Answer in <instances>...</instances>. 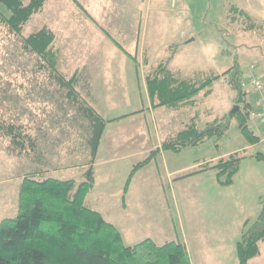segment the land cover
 I'll list each match as a JSON object with an SVG mask.
<instances>
[{"label": "rangeland", "instance_id": "374dc122", "mask_svg": "<svg viewBox=\"0 0 264 264\" xmlns=\"http://www.w3.org/2000/svg\"><path fill=\"white\" fill-rule=\"evenodd\" d=\"M235 8L246 16L234 11ZM0 12L9 16L2 5ZM86 12L77 0H47L21 35L12 34L0 25L2 120L26 127L37 142L34 152L27 150L16 155L10 140L0 133V221L16 217L18 190L26 177L83 181L85 165L91 160L87 121L66 98V91L39 69L38 56L24 52L22 41L44 27L49 29L48 24L55 28L63 23L70 30L73 25L85 23ZM99 18L106 22L105 17ZM103 26L105 33L113 36L127 53L137 55L138 66L113 45L118 54L110 52L101 34L88 24L78 27L84 36L85 57H70L64 42L69 34L64 35L63 29L57 30L55 37V47L61 49L59 72L66 77L80 73L79 99L102 119L111 121L106 125L94 161L95 188L90 201L95 203L99 195L106 217H115L117 209L123 211L121 203H126L131 211L144 208L145 224H138L140 231L135 235L138 240L151 237L159 245L178 240L185 245L191 264H238L236 243L243 228L240 221L253 222L264 197V159H256L264 156V123L258 117V94L246 78L253 66L264 82V0H152V8L143 15L140 46L126 38L131 33L128 27L118 33L106 23ZM182 33L187 40L194 38V41L188 45L186 40L182 42L186 47L169 68L194 83L220 76L211 86L215 95L205 98L200 92L194 108L167 112L161 107L151 111L145 76L152 71L151 67L170 56V47ZM234 59L241 66L245 103L250 107L248 127L259 142L249 145L233 119L224 137L213 136L179 154L164 152L139 170L130 198L121 201L132 167L182 130L190 117L197 115L198 126L204 128L207 122L230 115L236 106L234 92L221 75L231 68ZM238 107L240 110L243 106ZM164 112L172 116L168 123L167 117L162 119ZM235 153L241 162L229 187L218 186L213 170L202 178L192 177L178 183H168L164 178L167 168L182 170L180 175L185 176L203 169L211 159H217L211 163L213 167L222 157L227 160ZM119 214L128 217V212ZM123 243L130 246L133 241ZM259 252L248 264H264V242L259 243Z\"/></svg>", "mask_w": 264, "mask_h": 264}, {"label": "trees", "instance_id": "16d2710c", "mask_svg": "<svg viewBox=\"0 0 264 264\" xmlns=\"http://www.w3.org/2000/svg\"><path fill=\"white\" fill-rule=\"evenodd\" d=\"M47 0H0V5L9 13L6 17L0 12V25L15 35H21L31 17L42 11ZM236 10V8L234 9ZM242 16L245 13L239 12ZM107 37L127 58L137 64L135 56L127 53L122 46ZM26 53H33L41 61L40 70L48 73L49 78L66 91V98L76 107V111L88 124L87 146L91 160L85 165L83 181L57 180L52 178L35 179L26 177L18 190L17 214L13 219L0 221V264H191L186 247L178 241L167 242L161 246L151 239H145L134 246H125L120 233L106 222L102 215L86 204V196L94 186L93 165L107 123L86 102L79 99L77 86L82 82L80 73L66 77L59 72L60 49L55 47V35L42 28L30 34L22 41ZM178 45L170 47V56L159 63L145 78L149 100L153 108L166 107L179 110L197 106L196 97L212 94V84L220 76H210L194 83L181 78L167 69ZM221 76L225 77L234 92V104L243 106L236 114L224 115L206 124L198 126L197 115L193 116L184 129L175 136L163 141L141 162L132 167L123 187L125 195L135 174L149 165L163 152L179 154L188 147L202 144L216 136L224 137L230 122L235 119L238 129L249 145H255L259 138L248 127L250 107L245 103V91L242 82V69L237 59L231 68ZM0 133L10 140L16 155L27 150L34 152L36 139L27 133V128L15 123H6L0 112ZM232 154L227 160L219 159L213 167L187 175V177L208 170L216 171L220 186L232 185V178L238 172L241 159ZM262 160L264 156L257 157ZM260 211L253 222L246 220L236 243L238 264H248L259 256V243L264 242V197L260 200Z\"/></svg>", "mask_w": 264, "mask_h": 264}, {"label": "crops", "instance_id": "0c3cea01", "mask_svg": "<svg viewBox=\"0 0 264 264\" xmlns=\"http://www.w3.org/2000/svg\"><path fill=\"white\" fill-rule=\"evenodd\" d=\"M77 1L80 2L81 6L84 7V10L87 11L86 13H87L88 17L85 16L86 17L84 19L85 23L83 22V23H79V24L73 25L70 30H68V25H65L63 23L60 25V27H55V28L51 24L47 25V27L55 34L56 38H57L56 31L59 30V29H63V31L65 33L64 35H68L69 34L68 37H66V39H65L66 41H64V42H65V47H66V45H68V48H66V50L70 51V54H69L70 57L71 56H73V57L74 56H80V57H85L86 56V54L83 53V52L86 51V48H85L86 46L84 45V40H83L84 36H83L82 32L79 30V28H78L79 26H85L86 24L92 26L94 32H99L98 34H101V36L103 37V40H105V42L108 44L110 50H112L110 52H112L115 56H117V54H118L117 52L119 51V49H117L116 46L112 43V41L107 37V35H106L107 33H105L104 28H103L104 27L103 26L104 23H106L107 25H110V27H113V28L117 29L118 33H121V29L122 28L128 27L129 31L131 33H129L128 35L126 34V38L128 40H130V41H134L139 46L142 44V41H143V32L141 31L142 19H143L144 12H145V15H146L148 10L152 8V0H77ZM101 10L104 11L103 14H100L99 11H101ZM109 11H112V13H110ZM108 14H109V16L113 15V17H108ZM99 16L105 17L106 22L102 23L100 21ZM108 18H110V20ZM144 22H145V20H144ZM117 27H119V28H117ZM138 34H139V36H138ZM110 37L113 40H115L113 38V36L110 35ZM185 40H186L185 44L188 45L189 43L194 41V38H191V39L187 40V35L185 33H182L180 38H179V40L174 44V45H178V48H177L172 60L167 64V69L169 71H171L172 73H175V72L171 70V67L169 68V64L173 63V61H174L175 57L177 56V54L184 47H186V45H184L182 43ZM112 45L118 51L116 49H114L112 47ZM75 52H78V53L75 54ZM135 57L137 58V55H135ZM87 64L88 63H85V65H86L85 68L88 67ZM157 65H156V67H157ZM146 66H148V61L146 62ZM156 67H151L150 70L153 71V69H155ZM83 68H84V66L82 67V69ZM136 68L138 69V67H136ZM148 74H149V72L147 73V75ZM145 78H146V76H145ZM228 88H231L230 85H228ZM214 95H215V93L212 90V94L210 96H208V97H214ZM150 104H151V102H150ZM159 108H161V107L153 108L152 105H151V111H154V110L159 109ZM163 108H165L167 110V112L169 110H175V109H168L166 107H163ZM166 117H167V123L169 121H171V117L172 116L170 117V115L168 113L164 112L162 119H165ZM191 118L192 117H190L187 120V122H185L184 126L189 122V120ZM217 118H221V117H217ZM211 122L212 121L207 122L206 124H209ZM206 124H205V126H206ZM182 130H180V131H182ZM163 154H164V152L161 153L158 157L162 156ZM215 160H217V159H211L205 165H207V166L209 165L210 167H212L211 163L214 162ZM93 170H94V165H93ZM140 171H142V170H140ZM180 171H182V170H169L167 168V170L164 173L165 174L164 178H166V180H168V183H170V182L171 183H174V182L178 183L180 181L189 180L192 177L197 178V179L198 178H202L210 170H208L207 172L198 173V174L190 176V177H187V175H185V176L180 175ZM197 171H200V170H197ZM139 172H137L135 174V176L133 177L131 185H130V187H129L126 195H125L124 202H125L126 199L130 198V195H131V192H132L131 191L132 184H133V182H134V180H135V178H136V176H137V174ZM94 179H95V175H94ZM218 186L220 188H225V187L220 186L219 184H218ZM94 188L95 187H93V190L87 195V198H86L87 206L89 208H91L92 210L100 213L102 215L103 219L106 222L112 224L115 228H117L118 231L122 235L123 241L126 240L129 243L131 241H133V244L130 245V246H134L135 244H138L139 242L143 241V240L139 241L138 240L139 238H137L135 235L137 234L138 231H140V229L138 227V224H140V225L141 224H145L144 208L138 207L139 209L137 211H131L130 208L128 209V206H127L126 203H124V205H122V203H121L120 207L123 208V211H121L120 209H117L116 210L117 214H116L115 217H112V216L111 217L110 216L106 217L104 212H103L104 211V206L102 205L101 197H99V195H97L95 197V203H93V201L92 202L90 201V195L93 194ZM122 195H123V192H122ZM121 201H122V197H121ZM120 212H128V215H127L128 217H126L124 215L119 216ZM135 212H137V213H135ZM133 215L136 216V217H132ZM244 222H245V219H242L240 221L242 226H243ZM172 228H173V230L175 229L174 226ZM174 231H176V229ZM123 232H124L125 236H123V234H122ZM240 233H241V230H240ZM155 238L156 239H160V236L159 235H155ZM145 239H151L156 245H159V244H157V242H156V240L154 238L148 237V238H145ZM163 244H165V243H163ZM163 244H161V245H163ZM161 245H159V246H161Z\"/></svg>", "mask_w": 264, "mask_h": 264}, {"label": "built area", "instance_id": "2783aa9c", "mask_svg": "<svg viewBox=\"0 0 264 264\" xmlns=\"http://www.w3.org/2000/svg\"><path fill=\"white\" fill-rule=\"evenodd\" d=\"M247 82L252 87L255 93L258 94L257 97V107H258V117L264 123V82L263 80L254 72V67H250L247 74Z\"/></svg>", "mask_w": 264, "mask_h": 264}, {"label": "water", "instance_id": "95a60500", "mask_svg": "<svg viewBox=\"0 0 264 264\" xmlns=\"http://www.w3.org/2000/svg\"><path fill=\"white\" fill-rule=\"evenodd\" d=\"M239 107L238 106H234V108L232 109L230 116L233 115L236 111H238Z\"/></svg>", "mask_w": 264, "mask_h": 264}]
</instances>
